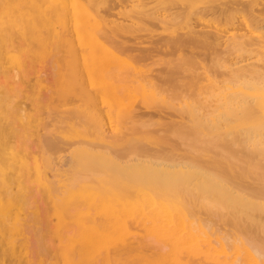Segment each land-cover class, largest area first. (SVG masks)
Segmentation results:
<instances>
[{
	"label": "rangeland",
	"instance_id": "rangeland-1",
	"mask_svg": "<svg viewBox=\"0 0 264 264\" xmlns=\"http://www.w3.org/2000/svg\"><path fill=\"white\" fill-rule=\"evenodd\" d=\"M262 45L264 0H0V264H65L70 233L114 220L81 195L59 205L66 181L89 171V182L104 173L127 183L138 191L128 197L141 204L108 226L119 238L85 264H264V171L228 167L211 153L213 143L207 150L198 139L213 130L200 106L211 109L212 81L229 80L245 62L238 70L245 75L259 64L264 71ZM198 122L207 125L196 131ZM180 133L189 141L194 135L198 150L189 151L195 138L185 142ZM226 146L241 160L260 158L240 153V144L238 153ZM213 166L237 190L218 193L206 176ZM80 178L75 187L88 180ZM191 186L204 194L193 197ZM216 195L237 209L233 201L231 209L209 205ZM150 196L172 206L155 208ZM79 253L72 249L68 258L78 261Z\"/></svg>",
	"mask_w": 264,
	"mask_h": 264
},
{
	"label": "bare ground",
	"instance_id": "bare-ground-1",
	"mask_svg": "<svg viewBox=\"0 0 264 264\" xmlns=\"http://www.w3.org/2000/svg\"><path fill=\"white\" fill-rule=\"evenodd\" d=\"M34 16V15H33ZM33 18V17H32ZM72 20H73V18H72ZM50 21V20H49ZM74 21V20H73ZM45 22V21H44ZM48 24V23H47ZM51 25H52V23H51ZM50 25V26H51ZM251 25V24H250ZM252 26V25H251ZM49 27V26H48ZM243 39V38H242ZM236 42H237V40H235ZM229 43V42H228ZM232 43V42H231ZM245 44V43H244ZM232 45V44H231ZM247 45V44H246ZM235 46V45H234ZM234 46H233V48H234ZM250 46V45H249ZM241 47H243L244 48V46H241ZM248 47V46H247ZM262 47L264 48V46L262 45ZM232 48V49H233ZM249 48V47H248ZM248 48H247V50H248ZM251 48H252V46H251ZM254 48V47H253ZM262 48V49H263ZM240 50H242V48H240ZM246 50V51H247ZM250 50V49H249ZM254 49H252V51H253ZM256 50V49H255ZM254 50V51H255ZM259 50H261V49H259ZM243 51V50H242ZM251 51V50H250ZM249 51V52H250ZM94 52V51H93ZM246 53V52H245ZM250 53H252V52H250ZM264 53V50L262 51V54ZM247 54V53H246ZM251 55V54H250ZM258 55V54H257ZM240 56V55H239ZM250 57V56H249ZM240 58V57H239ZM255 58H256V56H255ZM249 59V58H248ZM239 60H241V58L239 59ZM255 60V59H254ZM260 60V59H259ZM225 61V60H224ZM236 61V60H235ZM261 61V60H260ZM226 62V61H225ZM225 62H224V64H225ZM254 62L255 61H253V62H251V65H255L254 64ZM227 63V62H226ZM233 63H235V62H233ZM236 63H237V61H236ZM255 63H257V61L255 62ZM228 64V63H227ZM238 64H239V62H238ZM243 64H246L247 65V63L245 62V63H243ZM243 64H241V66H239V68H243L244 69V66L242 67V65ZM259 64V63H258ZM257 64V65H258ZM235 65V64H234ZM245 65V66H246ZM257 65H256V67H257ZM261 64H259L258 65V69L256 68V69H254L253 70V72L252 73H250L249 72V74L250 75H245V73H243L242 72V70L240 71L241 73H243V74H239L240 72L238 71L239 70V68H235V69H233V71H232V74H231V71L230 70H232V69H230L229 71H230V74L228 75V78H226V79H229V80H226V81H224L222 84H220V83H218L216 80H213L212 81V79H211V81H212V88L210 89L211 91L208 93V95H206L205 93L206 92H204V95H206L207 97H208V99H209V102H210V105H211V109H209L210 110V112H208L207 111V108H208V106H204V104H206V102L203 104V101H201V100H199L198 99V104L200 103V101L202 102V104L200 103V106L201 105H203L202 107H204L205 108V110H206V112H204V114L205 113H208V119H207V121L209 122V121H211L212 122V124H213V130H212V132L209 134H207V133H205V135L203 134V137H202V133H200V132H198L199 134V136L201 135V137L202 138H204V136H206L203 140H201V138L200 137H198V139L200 140V141H202V146H204V147H207V150H209V149H211V148H209L208 146H209V143H213L212 144V146L210 145V147H212V149L210 150L211 151V153H213L212 152V150L215 152V154L217 153L216 151H218L219 153H220V156H221V159L223 160V162H225V164L228 166V167H240V169L241 170H243L244 171V167L246 168H248L249 169V171L251 170V171H253L252 173H254V172H256L257 171V169H258V171L257 172H259L260 173V175L262 174V172H260V170H259V167H260V169L262 168V170L264 171V168H263V166H262V164H264V71L262 70H260L259 68L262 66H260ZM222 66V65H221ZM232 67V66H231ZM238 67V66H237ZM249 67V66H248ZM223 68V67H222ZM230 68V67H229ZM233 68V67H232ZM262 68V67H261ZM224 69V68H223ZM263 69V68H262ZM228 70V69H227ZM226 70V71H227ZM234 70H237V73H235V71ZM245 70V69H244ZM248 71V70H247ZM251 71V70H250ZM234 72V73H233ZM239 72V73H238ZM233 75V76H232ZM211 77V76H210ZM230 77V78H229ZM213 78V77H212ZM223 79H224V77H223ZM211 83V82H210ZM203 90V89H202ZM206 90V89H205ZM204 90V91H205ZM207 91V90H206ZM205 96V97H206ZM206 97V98H207ZM200 98V97H199ZM207 99V100H208ZM206 100V99H205ZM184 103V102H183ZM111 106V105H110ZM184 106H185V103H184ZM201 107V108H202ZM199 108V107H198ZM201 108H199V111H200V109ZM203 108V109H204ZM182 109H183V104H182ZM205 110H203V111H205ZM202 111V112H203ZM190 113V112H189ZM191 114V113H190ZM206 115H203L204 117L206 116ZM203 118V117H202ZM201 118V121L203 120ZM206 118V117H205ZM194 119H196V118H194ZM193 119V120H194ZM189 120H190V117H189ZM192 120V121H193ZM191 121V120H190ZM205 121H206V119H205ZM206 121V122H207ZM196 122V121H195ZM199 123V122H198ZM202 124V122L201 123H199V124H196L197 125V127H198V125H199V127L198 128H196V131L200 128V125ZM208 124H210V123H208ZM182 125V124H181ZM185 125V124H184ZM183 125V126H184ZM192 125V124H191ZM196 125H192L194 128H195V126ZM204 125V127H205V125H207V123H205V122H203V124H202V126ZM187 127V126H186ZM182 128V127H181ZM188 129V128H187ZM203 129V127L201 128V130ZM206 129V131L208 130V126H207V128H205ZM212 129V128H211ZM192 130V129H191ZM204 130V129H203ZM205 131V130H204ZM186 132H188V131H186ZM210 132V131H209ZM193 133V132H192ZM204 133V132H203ZM178 134H179V132H178ZM178 134L176 133V137L178 136ZM187 134V133H186ZM182 135H184V137L186 136H188V135H185L184 133H180V135H179V137H180V139L182 138ZM106 137V136H105ZM182 138V140L184 141L185 140V138ZM192 138V140L194 141V138H195V141H196V143H195V141L193 142V141H189V139H186V140H188L189 142H191V143H195L196 145H193V147L189 150V151H191V150H196L195 148H194V146L196 147L197 146V144H198V141H197V138L196 137H194V135L193 136H191ZM194 137V138H193ZM187 138H189V136L187 137ZM207 138H209L210 140H211V142L208 140L207 141ZM109 140V139H108ZM181 140V141H182ZM186 140H185V142H186ZM227 141V143L226 144H228V143H230V145L231 144H233L234 146L236 145L237 147H239L238 145L240 144V150H241V152L239 151V149H237V147H228V145L226 146V144H224L225 146H226V148H228V150L227 151H229V149H230V151H231V149H236V150H238L237 151V153L238 152H240V153H242L243 152V149H244V152L246 151V153H247V151H248V153H255V154H257L258 152L260 153V154H258V156H260V158L258 157V160L256 161V162H254V160H253V158H252V160L253 161H244V160H241V159H239V158H237L238 156L237 155H234V154H230V153H233V152H226L225 150H222L221 149V147H225V146H222L223 144L221 143V141ZM200 141H199V143H200ZM204 141V142H203ZM206 141V142H205ZM220 141V142H219ZM103 142V141H102ZM240 142V143H239ZM188 143V142H187ZM207 143H208V145H207ZM216 143H217V145H216ZM219 143V144H218ZM115 144V143H114ZM238 144V145H237ZM242 144V145H241ZM87 145V144H86ZM85 145V146H86ZM93 145V144H92ZM112 145H113V143H112ZM188 146L190 145V143H188L187 144ZM206 145V146H205ZM220 145V146H219ZM229 145V146H230ZM232 146V145H231ZM111 148H113V147H111ZM197 148V147H196ZM199 148V147H198ZM209 148V149H208ZM92 149V148H91ZM113 149H115V148H113ZM198 150V149H197ZM196 150V151H197ZM96 151V150H95ZM195 151V153H198V152H196ZM251 151V152H250ZM258 151V152H257ZM103 152V151H102ZM192 152V151H191ZM201 152V151H200ZM199 152V153H200ZM205 152H206V150H205ZM207 152H209V151H207ZM83 153V152H82ZM106 153H107V151H106ZM116 153V152H115ZM133 153V152H132ZM192 153H194V152H192ZM202 153V152H201ZM210 153V152H209ZM240 153H239V155H240ZM247 153V154H248ZM252 153V154H253ZM135 154V153H134ZM138 154H140V153H138ZM136 155V154H135ZM134 155V156H135ZM151 155H153V154H151ZM157 155V154H156ZM212 155H214V154H212ZM242 155V154H241ZM87 156V155H86ZM129 156H130V154H129ZM132 156V155H131ZM139 156V155H138ZM141 156V155H140ZM146 156H148V155H146ZM197 156H199V155H197ZM216 156H218V154L216 155ZM220 156H218V157H220ZM236 156V157H235ZM244 156V155H243ZM89 157V156H88ZM101 157H103V160H105V161H107V160H109L110 158L108 157V156H105V155H102ZM119 157V156H118ZM158 157V156H157ZM212 157V156H211ZM217 157V158H218ZM245 157V156H244ZM92 158V157H91ZM117 158V157H116ZM130 158V157H129ZM128 158V159H129ZM135 158H137V156L135 157ZM134 158V159H135ZM144 158H145V160H147L148 161V158H149V156H148V158H146L145 157V154H144ZM246 158H248V156L246 157ZM257 158V157H256ZM131 159V158H130ZM140 159H142L141 157H140ZM208 159H210V158H208ZM34 160V164L36 163L35 161V159H33ZM158 160H160V157H158ZM162 160V159H161ZM211 160V159H210ZM213 160H214V158H213ZM221 160V161H222ZM249 160H251V157H249ZM123 161V160H122ZM142 161V160H141ZM152 161V160H151ZM154 161V160H153ZM163 161V160H162ZM212 161V160H211ZM220 161V160H219ZM128 162V161H127ZM136 162H137V160H136ZM155 162H157V161H155ZM177 162V161H176ZM185 162H187V161H184V163ZM199 161H197V163H198ZM38 163V162H37ZM36 163V164H37ZM93 163H94V161H93ZM152 163V162H151ZM154 163V162H153ZM168 163L170 164V163H172L171 161L169 162L168 161ZM179 163V162H178ZM177 163V164H178ZM181 163V162H180ZM217 163V162H216ZM149 164V163H148ZM159 164V163H158ZM162 164V163H161ZM164 164V163H163ZM186 164H188V162L186 163ZM199 164V163H198ZM222 164V163H221ZM225 164H223V165H225ZM94 165H96V164H94ZM138 165H139V162H138ZM156 165V164H155ZM160 165V164H159ZM213 165H215V164H213ZM32 166V165H31ZM170 166H171V164H170ZM34 167H35V165H34ZM33 167V168H34ZM97 168H98V166H96ZM190 166L188 165V168H189ZM192 167V166H191ZM216 167H218L217 165H216ZM243 169H242V168ZM94 168V167H93ZM193 168V167H192ZM191 168V169H192ZM199 168H201V166L199 167ZM199 168H198V172L200 173V172H202V170L204 169L203 167V169L202 170H199ZM213 169H211V172H213L212 170H214V166L212 167ZM246 168V169H247ZM5 167L4 166H1L0 167V171L1 172H4L5 171ZM81 169V168H80ZM106 169V168H105ZM206 169V171H207V175L205 174L206 172H204L202 175H206V176H208V179H210L213 183H214V185L216 184L217 186H215L214 187V189H216V191H218V193L220 192V189H221V191L223 190L224 191V189H225V191L224 192H226L227 191V193L229 194H231V192H233L232 190H230V189H234L235 187H232V188H229V185L228 184H230V187H231V183H227L224 179H226V178H223L222 176V172L219 174V172L217 173H214L215 171H217V170H215L213 173H211L209 170H210V168H209V170L207 169V168H205ZM204 169V170H205ZM232 169V168H231ZM37 170H39V169H37ZM111 170V169H110ZM164 170V169H163ZM196 170V169H195ZM223 170H224V168H223ZM95 171H96V169H95ZM111 171H113V170H111ZM162 171V170H161ZM220 171H222V170H220ZM227 171V170H226ZM234 171H236V168H235V170ZM246 171V170H245ZM92 172V171H91ZM90 171H89V173H91ZM97 173L99 172L98 170L96 171ZM156 172V171H155ZM196 172V171H195ZM247 173H249L248 171H246ZM75 173V172H74ZM73 173V174H74ZM82 173V172H81ZM89 173H85V175H87L88 174V176L90 177V175L92 174L93 175V173H94V171L91 173V174H89ZM97 173H96V175H97ZM112 173V172H111ZM116 173V172H115ZM158 173V172H157ZM190 173V172H189ZM236 173V172H235ZM41 174V173H40ZM76 174V173H75ZM74 174V175H75ZM95 174V173H94ZM102 174H104V173H99L98 175H97V178H98V180H97V182L95 183V182H89V180H91V181H94L93 180V178L92 177H94V176H91V178H88L87 176H85V175H83L82 176V174H79L78 175V173H77V175H75L74 177H75V179H74V177H71L73 180H70L71 178H70V176H69V180H70V183H69V181H66V185L67 184H69L67 187H64L65 188V190H64V192H63V194H61L62 195V197L60 198V200H59V205H61V203H69L71 200H72V198L73 197H75L76 196V198H77V196H79V195H81L82 196V199H84V200H86L87 201V199H89V203H95V205H99V206H102V210H101V214L105 217V216H114V220L113 221H108V222H106L105 220L103 221V223L102 224H100L99 226H97V227H93V226H89L88 228H82V229H80L79 231H73L72 233H70V235L67 237V243H66V245H64V246H62L63 247V251H64V256H65V264H85L86 262H89L90 261V257L93 255V252L96 250V249H98V250H100V249H105V246H109L110 244H112L111 242H114V240L116 239V238H119V233H120V230L117 228V227H113V228H109L108 226L109 225H111V224H115V225H117V224H119L120 222H121V218L123 217V215L124 214H129V213H131L132 211H133V208H134V206L135 205H140L141 203H138V202H136V201H133L130 197H128V195L129 194H131V195H133V194H138L137 192L138 191H136V190H134V189H132L131 188V186L130 185H128L127 183H125V182H122V181H120V180H118V179H116V178H108V177H105V176H103ZM117 174V173H116ZM218 174V175H217ZM251 174V173H250ZM250 174H248L249 176H250ZM118 175V174H117ZM127 175H128V173H127ZM130 175V174H129ZM220 175V176H219ZM222 175V176H221ZM254 175H256V174H254ZM41 176V175H40ZM73 176V175H72ZM76 176H77V178H76ZM151 176V175H150ZM162 176V175H161ZM262 176H264V175H262ZM262 176H259V177H261L262 178ZM62 177V176H61ZM81 177V178H80ZM82 177H86V178H82ZM192 177V176H191ZM191 177H190V179H191ZM202 177V176H201ZM79 178L80 179H88L87 181H84L81 185H78L77 187H75L74 186V184H73V182L72 181H75L76 179L77 180H79ZM264 178V177H263ZM262 178V179H263ZM67 179H68V177H67ZM94 179H96V178H94ZM180 179V178H179ZM178 179V180H179ZM182 180H183V178H181ZM180 179V180H181ZM196 179V178H195ZM251 179H254V177H252V175H251ZM250 179V180H251ZM257 179V178H256ZM6 180V179H5ZM127 180H129V179H127ZM135 180V179H134ZM174 180H176V178L174 179ZM226 180H229V179H226ZM264 180V179H263ZM7 181V180H6ZM80 181V180H79ZM79 181H76V182H79ZM187 181V180H186ZM196 181H198V179H196ZM258 181H260V180H258ZM8 182V181H7ZM13 182V181H12ZM22 182V181H21ZM23 182H24V180H23ZM37 182V181H36ZM38 182H40V181H38ZM68 182V183H67ZM72 182V183H71ZM127 182V181H126ZM136 182H137V180H136ZM207 182V181H206ZM33 183V182H32ZM128 183H130V182H128ZM186 183V182H185ZM190 184L192 183V182H189ZM24 184H25V182H24ZM36 184H38V183H36ZM36 184H32L33 186H35ZM54 184H56L55 182H54ZM73 184V187L71 186ZM133 184V183H132ZM154 184V183H153ZM187 184V183H186ZM207 184V183H206ZM210 184V183H209ZM259 184V183H258ZM257 184V185H258ZM263 184V183H262ZM8 185V184H7ZM76 185V184H75ZM165 185V184H164ZM234 185H236V184H234ZM29 186V185H28ZM219 186V187H218ZM239 186V185H238ZM9 187V186H8ZM30 187V186H29ZM49 187V186H48ZM54 187H55V185H54ZM137 187V186H136ZM135 187V188H136ZM145 187V186H144ZM175 187V186H174ZM198 187V189H199V186H197ZM209 188H210V186H208ZM212 187V186H211ZM221 187V188H220ZM241 187V186H240ZM27 188V187H26ZM33 188V187H32ZM52 188V187H51ZM61 188V187H60ZM139 188V187H138ZM178 189H180L179 188V186L177 187ZM185 188V187H184ZM194 188V187H193ZM192 188V186H191V188H190V190L191 189H193ZM201 188H203V187H201ZM208 188V190H210ZM218 188H219V190H218ZM12 189V188H11ZM24 189V188H23ZM30 188H28V190H29ZM167 189V188H166ZM169 189V188H168ZM172 189V188H171ZM195 189V188H194ZM193 189V190H194ZM236 189V188H235ZM10 190V189H9ZM54 190V189H53ZM52 190V191H53ZM184 190H186V188L184 189ZM189 190V191H190ZM204 190H205V188H204ZM237 190V189H236ZM11 191V190H10ZM24 191H26L25 189H24ZM55 191V190H54ZM53 191V192H54ZM165 191V190H164ZM175 191V190H174ZM182 189H180V191L179 192H181L182 193ZM197 188L193 191V192H191L192 193V195L193 194H195L193 197H197L198 195H200V194H204V193H200L201 191H200V189L198 190V194H197ZM200 191V192H199ZM212 191V190H211ZM210 191V192H211ZM229 191H231V192H229ZM240 191H241V188H240ZM27 192H29V191H27ZM51 192V191H50ZM144 192V191H143ZM148 192V191H147ZM184 192H187V191H184ZM194 192H196V193H194ZM224 192H222V193H224ZM242 192V191H241ZM11 193V192H10ZM15 193H17V191L15 192ZM14 193V194H15ZM167 193V192H166ZM207 193V191L205 192V194ZM13 194V193H12ZM26 194H28L29 195V193H26ZM51 194H52V192H51ZM60 194V193H59ZM146 194V193H145ZM154 194V193H153ZM158 194V193H157ZM157 194L155 195L154 194V196H157ZM185 194V193H184ZM187 194V196L189 195L188 193H186ZM221 194V193H220ZM227 194V195H228ZM236 193H234V195H235ZM238 194V193H237ZM236 194V195H237ZM22 195V193L20 194V196ZM28 195L26 196V197H28ZM212 195V194H211ZM224 195V194H223ZM226 195V196H227ZM243 195V194H242ZM250 195V197H251V195L253 196V194L252 193H250L249 194ZM10 196V195H9ZM18 195H16V198H18L17 197ZM19 196V197H20ZM23 196H24V193H23ZM24 196V197H25ZM140 196V195H139ZM138 196V197H139ZM154 196H150V197H148V199L150 198V200H151V204L155 207V208H161L163 211H167V207L171 204H168L167 202H169V200H168V198L167 197H165V196H163V197H165L166 199H163V198H161V197H158V198H154ZM160 196H161V194H160ZM180 196V195H179ZM201 196V195H200ZM213 196V195H212ZM238 196V195H237ZM247 196V195H246ZM263 196V195H262ZM261 196V197H262ZM22 197V196H21ZM170 197V196H169ZM181 197V196H180ZM184 197H186V196H184ZM189 197V196H188ZM214 197V196H213ZM213 197H208V199L210 198V200H212L214 203H211V204H209V205H211L212 206V204H214V206H216L217 205V203L219 204V203H221V202H217V200L219 199V197H221V196H215V198H213ZM264 197V196H263ZM262 197V198H263ZM15 198V197H14ZM13 198V200H15ZM199 197H197V199H198ZM202 198V201H206L205 203H207V198H206V200H204V197H201ZM217 198V199H216ZM225 198V197H224ZM244 198H245V200H244ZM56 199V198H55ZM59 199V198H58ZM57 199V200H58ZM131 199V200H130ZM157 199H159V200H157ZM215 201H214V200ZM233 199V198H232ZM243 199V201H246L247 199H246V197H243L242 198ZM264 199V198H263ZM11 200V199H10ZM183 200V199H182ZM186 200V198L184 199V201ZM189 200V199H188ZM209 200V203L210 202H212V201H210ZM219 200H221V198L219 199ZM231 200V199H230ZM230 200L228 199V201L230 202ZM19 201H20V199H19ZM26 201V203H28V200H25ZM24 201V202H25ZM54 201H56V200H54ZM199 201L200 202H202L201 201V199H199ZM222 201V200H221ZM228 201H224L223 203H224V206L222 205L223 203H221L220 205H222L224 208H229L230 206H229V202ZM233 201V200H232ZM232 201L230 202L231 204L230 205H232ZM16 202V201H15ZM23 202V204L25 205L26 203H24ZM227 202H228V205H227ZM236 202V201H235ZM20 203V202H19ZM29 203H30V200H29ZM54 203H56V202H54ZM150 203V202H149ZM245 203H247V202H245ZM31 204V203H30ZM143 204V203H142ZM235 203H234V201H233V205H234ZM250 204V203H249ZM252 204V203H251ZM261 204V203H260ZM20 205H21V203H20ZM57 205H58V203H57ZM63 205V204H62ZM61 205V206H62ZM180 205V204H179ZM202 205H204L203 204V202H202ZM208 205V204H207ZM208 205V206H209ZM225 205H227V206H225ZM237 205V204H236ZM236 205H234V206H232V210H233V207H235ZM27 206V205H26ZM26 206H24V207H26ZM38 206V205H37ZM149 206H150V204H149ZM170 206H172V205H170ZM205 206V205H204ZM213 206V207H214ZM222 206H220V207H222ZM229 206V207H228ZM22 207H23V205H22ZM36 207V206H35ZM34 207V208H35ZM85 207V206H84ZM245 207H246V205H245ZM260 207V206H259ZM29 208V207H28ZM57 208V207H56ZM70 208V207H69ZM209 208H211V207H209ZM217 209L219 208V206L217 205V207H216ZM236 208V207H235ZM234 208V209H235ZM247 208H250V207H247ZM254 208V207H253ZM24 209V208H23ZM22 209V210H23ZM27 209V208H26ZM31 209V208H30ZM64 209V208H63ZM230 209H231V207H230ZM237 209V208H236ZM235 209V210H236ZM251 209H252V207H251ZM255 209V208H254ZM5 210H6V204H5V202L1 199L0 200V214H4V212H5ZM36 210H39V209H37L36 208ZM62 210V209H61ZM78 210H79V208H78ZM179 210H182L181 208H179ZM247 210V209H246ZM139 211V210H138ZM185 211V210H184ZM213 211V210H212ZM24 212V211H23ZM28 212V211H27ZM33 211H29V213H32ZM40 212V211H39ZM213 212H216V210L215 211H213ZM233 212H234V210H233ZM236 212V211H235ZM244 212V211H243ZM248 212V211H247ZM34 213H36V212H34ZM170 213V212H169ZM218 213V212H217ZM223 213V212H222ZM239 213V212H238ZM244 213H246V211L244 212ZM249 213V212H248ZM37 214V213H36ZM40 214V213H39ZM38 214V215H39ZM216 214V213H215ZM225 214V213H224ZM169 215V214H168ZM168 215H167V217H168ZM175 215V214H174ZM38 217V216H37ZM169 217H171V216H169ZM151 219V218H150ZM180 221V220H179ZM181 222V221H180ZM167 224V223H166ZM166 227V226H165ZM182 226H180V228H181ZM78 228V227H77ZM179 228V227H178ZM39 229L40 228H37V230L39 231ZM41 230V229H40ZM183 230V229H182ZM54 231V230H53ZM185 231V230H184ZM39 232H41V231H39ZM70 232V231H69ZM153 236V235H152ZM152 236H151V238H152ZM148 237L149 236H147V239H148ZM195 237V236H194ZM182 238V237H181ZM149 239H150V237H149ZM63 241H64V239H63ZM151 241L152 240H149V241H147L148 243L150 242V244H152L151 243ZM155 241V240H154ZM158 244H159V242L158 241H156ZM155 242V243H156ZM156 243V244H157ZM179 243V242H178ZM49 246V245H48ZM162 246V245H161ZM154 247H155V245H154ZM167 247V246H166ZM24 248V247H23ZM49 248V247H48ZM75 248H77V249H79V251H80V253H79V255H80V259L78 260V261H74V259H72V260H70L69 258H68V254H70V252H71V250L72 249H75ZM156 248V247H155ZM161 249H162V247H160ZM163 248H165V246L163 247ZM58 249H60V248H58ZM157 249H159V248H157ZM168 250V249H167ZM41 251V250H40ZM61 251V250H60ZM103 251H101V253H102ZM38 253V252H37ZM105 253V252H104ZM39 254V253H38ZM72 254V253H71ZM237 254V253H236ZM55 255V254H54ZM63 255V254H62ZM95 256V255H94ZM55 258H56V256H55ZM141 261V260H140ZM64 262V261H63ZM55 264V263H54Z\"/></svg>",
	"mask_w": 264,
	"mask_h": 264
}]
</instances>
